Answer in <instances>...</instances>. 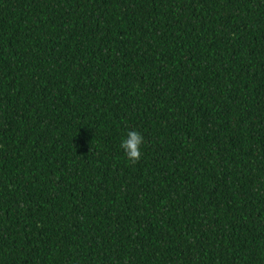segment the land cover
Returning <instances> with one entry per match:
<instances>
[{
  "label": "trees",
  "instance_id": "16d2710c",
  "mask_svg": "<svg viewBox=\"0 0 264 264\" xmlns=\"http://www.w3.org/2000/svg\"><path fill=\"white\" fill-rule=\"evenodd\" d=\"M0 264H264V0H0Z\"/></svg>",
  "mask_w": 264,
  "mask_h": 264
},
{
  "label": "clouds",
  "instance_id": "9594fccd",
  "mask_svg": "<svg viewBox=\"0 0 264 264\" xmlns=\"http://www.w3.org/2000/svg\"><path fill=\"white\" fill-rule=\"evenodd\" d=\"M144 142L142 134L138 131H129L127 137L121 141V147L127 158L132 163L137 162L141 157V145Z\"/></svg>",
  "mask_w": 264,
  "mask_h": 264
}]
</instances>
